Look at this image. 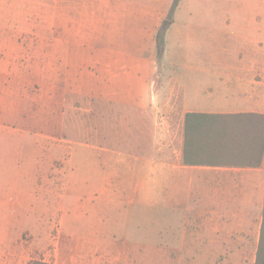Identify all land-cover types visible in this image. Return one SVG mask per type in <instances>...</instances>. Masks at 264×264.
<instances>
[{
    "label": "crops",
    "instance_id": "0c3cea01",
    "mask_svg": "<svg viewBox=\"0 0 264 264\" xmlns=\"http://www.w3.org/2000/svg\"><path fill=\"white\" fill-rule=\"evenodd\" d=\"M172 2L0 0V127L7 120L22 123V106L3 100L7 91H17L21 76H30V84L37 83V76H57L62 90L95 92L129 103V112L136 108L154 113L151 142L132 129L129 116V139L131 133L136 142V149L129 148V192L179 210L183 223L175 235L180 236L176 244L181 250L257 252L264 208V152L258 160L264 147V121L257 120L254 132L246 131L241 142L240 155L254 154L253 165H186L184 153L188 113L264 116V0H240L232 18L216 21L223 27L215 48L220 63L194 70L204 75L205 84L187 86L184 78L168 73L157 89L159 35ZM174 23L175 19L167 29ZM14 133L21 134L16 129ZM1 136L5 130H0ZM224 145L216 139L204 147L206 152L220 153L226 151ZM92 169L99 168L87 163L83 172ZM93 179L96 185L98 179ZM162 244L171 250L174 243L165 239Z\"/></svg>",
    "mask_w": 264,
    "mask_h": 264
},
{
    "label": "rangeland",
    "instance_id": "374dc122",
    "mask_svg": "<svg viewBox=\"0 0 264 264\" xmlns=\"http://www.w3.org/2000/svg\"><path fill=\"white\" fill-rule=\"evenodd\" d=\"M174 3L160 33L175 19L157 49V89L168 73L187 86L206 83L194 70L219 65L215 48L223 27L216 21L232 18L240 0H181L172 13ZM56 78L37 76L30 84V76H21L17 91L3 98L22 106L23 120L0 127V264H255L256 250H181L175 235L183 223L179 210L129 192V148L136 149L129 116L132 129L151 142L154 113L129 112V103L95 92L62 90ZM87 163L99 168L97 174L92 169L85 175ZM165 239L174 243L171 250L160 245Z\"/></svg>",
    "mask_w": 264,
    "mask_h": 264
},
{
    "label": "trees",
    "instance_id": "16d2710c",
    "mask_svg": "<svg viewBox=\"0 0 264 264\" xmlns=\"http://www.w3.org/2000/svg\"><path fill=\"white\" fill-rule=\"evenodd\" d=\"M181 0H175L172 8L174 13ZM163 35H159L158 47H164ZM161 44V45H160ZM264 121L263 115L257 114H236V115H215L204 113L186 114L185 131V153L184 162L186 165H236L255 164L254 154L240 155L243 150L241 142L246 139V131L254 132L257 126L256 121ZM222 141L226 151L220 153L206 152L205 145L210 140ZM250 141V140H248ZM230 146L235 147L234 151ZM264 147L259 153V163L263 156ZM28 264H52L44 260L34 259ZM255 264H264V208L260 231V241L256 252Z\"/></svg>",
    "mask_w": 264,
    "mask_h": 264
}]
</instances>
